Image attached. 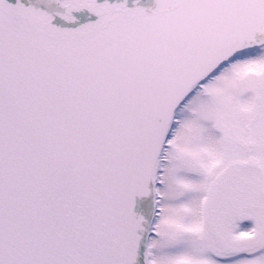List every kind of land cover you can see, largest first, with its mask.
<instances>
[{
  "label": "snow or ice",
  "instance_id": "1",
  "mask_svg": "<svg viewBox=\"0 0 264 264\" xmlns=\"http://www.w3.org/2000/svg\"><path fill=\"white\" fill-rule=\"evenodd\" d=\"M0 264H264V0H0Z\"/></svg>",
  "mask_w": 264,
  "mask_h": 264
}]
</instances>
